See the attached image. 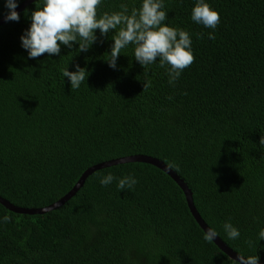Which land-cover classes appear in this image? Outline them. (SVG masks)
Masks as SVG:
<instances>
[{"label":"trees","instance_id":"trees-1","mask_svg":"<svg viewBox=\"0 0 264 264\" xmlns=\"http://www.w3.org/2000/svg\"><path fill=\"white\" fill-rule=\"evenodd\" d=\"M206 2L220 15L215 30L191 20L195 0H165L166 22L189 31L195 57L175 85L159 60L145 68L136 62L133 45L110 68L114 41L98 29L87 52L73 42L60 56L28 59L20 37L41 0L26 5L18 22L1 24L0 196L40 208L93 164L150 155L184 180L227 246L264 264V0ZM141 3L103 0L97 14L126 6L130 15ZM6 11L0 0V17ZM77 64L89 75L71 89L62 70ZM109 172L138 183L122 191L115 182L101 186ZM52 180L62 184L45 191ZM226 221L239 238L227 237ZM204 234L176 182L144 162L95 170L73 197L41 214L0 204V264H239Z\"/></svg>","mask_w":264,"mask_h":264},{"label":"clouds","instance_id":"clouds-1","mask_svg":"<svg viewBox=\"0 0 264 264\" xmlns=\"http://www.w3.org/2000/svg\"><path fill=\"white\" fill-rule=\"evenodd\" d=\"M102 3L103 0H41L40 6L31 12L30 26L20 37L21 46L27 51V58L37 59L45 53L49 57L60 56L61 47L71 49L74 47L73 42L78 44V52H87L98 41V29L101 37H107L111 33L114 41L109 58L106 59L110 68L117 69L120 54L129 45H133L136 62L145 68L159 60V66L166 70L168 83L175 85L183 70L194 62L195 57L189 31L169 26L166 22L169 19L168 11L164 9L165 0H142L140 7L133 8L130 15L125 6L122 11L104 12L98 16L97 8ZM18 6L19 0H4V7L7 9L4 13L6 22L20 20ZM191 20L204 28L215 30L220 23V15L206 0H195ZM208 35L210 39H215L214 33L210 32ZM62 75L68 78L71 89H79L89 72L77 64L74 71L65 67ZM20 85L21 82L16 83V87ZM113 182L119 191L131 190L138 183V179L132 174L117 177L111 172L99 177L101 186H109ZM61 184L62 180L45 181V191ZM73 186L57 200L71 194L69 191ZM4 219L7 220L8 217L5 216ZM222 228L230 239L235 240L241 235L231 221L224 222ZM218 235L215 228H209L204 239L212 241ZM261 239H264V228L258 233V240ZM238 260L239 264H260L257 255L239 257Z\"/></svg>","mask_w":264,"mask_h":264},{"label":"water","instance_id":"water-1","mask_svg":"<svg viewBox=\"0 0 264 264\" xmlns=\"http://www.w3.org/2000/svg\"><path fill=\"white\" fill-rule=\"evenodd\" d=\"M34 0H23L18 8L17 11L20 13V11L28 4H30L31 2H33ZM6 21L4 20V15L2 17H0V25L4 24ZM127 162H144V163H148V164H152L154 166H156L157 168L163 170L164 172H166L175 182L176 184L180 187V189L182 190L184 196H185V200L187 203V206L190 210V213L192 214L193 218L195 219V221L197 222V224L199 225V227L203 230V232L205 233L207 231V229H209L210 227L205 223V221L201 218L200 214L198 213L194 202H193V196H192V192L190 190V188L187 186V184L184 182V180L172 169L170 168L167 164H165L162 160L150 156V155H146V154H131V155H125V156H121V157H116V158H112V159H108V160H104L102 162L93 164L91 166H89L88 168H86L80 175V177L78 178L77 182L75 183V185L73 186V188L69 191L71 194H68L67 197L64 198H60L57 201L52 202L51 204L44 206V207H40V208H25L22 206H17L15 204H13L12 202H10L9 200L3 198L2 196H0V204L3 205L6 209L10 210L11 212L14 213H19V214H41L44 213L46 211L55 209L57 207H59L61 204H63L65 202V200L73 195L78 188L83 184L84 180L87 178L88 175H90L92 172H94L95 170H99L102 168H106L109 167L111 165H115V164H119V163H127ZM212 242L223 252L225 253L229 258L239 262V257H243L241 255H239L238 253H236L235 251H233L229 246L226 245V243H224L221 238H219L218 236L214 238V240H212Z\"/></svg>","mask_w":264,"mask_h":264},{"label":"rangeland","instance_id":"rangeland-1","mask_svg":"<svg viewBox=\"0 0 264 264\" xmlns=\"http://www.w3.org/2000/svg\"><path fill=\"white\" fill-rule=\"evenodd\" d=\"M142 258V256H140V259Z\"/></svg>","mask_w":264,"mask_h":264}]
</instances>
